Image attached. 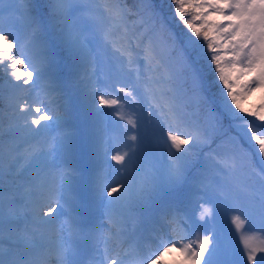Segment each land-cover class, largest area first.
<instances>
[{"label":"snow or ice","instance_id":"1","mask_svg":"<svg viewBox=\"0 0 264 264\" xmlns=\"http://www.w3.org/2000/svg\"><path fill=\"white\" fill-rule=\"evenodd\" d=\"M172 4L188 30L184 38L169 33L151 0L133 8L120 0H0V264H161L170 253L179 264H225L215 233L179 235L186 222L178 215L165 217L167 235L145 238L128 228V213L163 193L185 198L190 180L201 221L213 218L216 201H226L236 231L247 218L264 224V135L243 121L251 151L233 111L264 126V104L247 109L240 102L264 91V0ZM108 46L120 65L112 75L129 80L118 91L148 110L144 121L115 113L131 143L121 139L125 150L103 153L119 166L120 179L98 174L92 181L90 207L102 206L106 218L94 223L79 212V171L56 159L72 154L66 121L73 111L82 107L99 127L109 115L102 109L120 103L95 81L98 49ZM205 60L226 90L223 102L203 95ZM153 117L159 135L149 130ZM218 140L228 150L214 148ZM153 141L167 150L162 159ZM241 242L240 264H264V238L241 232ZM81 245L95 256L82 261Z\"/></svg>","mask_w":264,"mask_h":264},{"label":"rangeland","instance_id":"2","mask_svg":"<svg viewBox=\"0 0 264 264\" xmlns=\"http://www.w3.org/2000/svg\"><path fill=\"white\" fill-rule=\"evenodd\" d=\"M100 1L101 0H96L98 4L102 5ZM134 22L136 21L133 20L132 24ZM132 24L130 23L129 26ZM116 39L119 40L118 35L116 36ZM116 67H120V65L117 62L116 55L112 51L111 46H108L102 50L98 49L97 64L95 66V81L97 86L99 87L100 91L106 95V98L117 99L120 103L112 108L102 109V111L107 112L109 115L99 127L94 125L93 121L86 114L82 107L76 111H73L66 121V127L70 128L74 134L72 141V154L68 158L56 159V163L61 168H75L79 171L80 177L82 179L78 178L80 179V182L77 185V188L84 204V207L80 208L79 212L84 216L91 215L94 223H101L106 218L103 216L104 210L102 206L96 204L94 207H90L92 204V181L98 174H102L109 182L120 179V175H118L115 171V168H118L119 166L115 165V163L110 160V156L105 158L103 153L107 151L112 154L117 148L123 151L125 149H123L122 145L120 144V140L123 139L124 141H128L127 135H121L124 133V121L119 120L115 113L121 112L126 118L128 116H132L138 121H144L146 120V113L148 110V107L146 106L147 104L145 105L143 102H133L131 97L126 96L118 91V87L121 85L126 86L129 80L126 75L120 79L114 78L110 69ZM259 91L260 90H257L252 92L250 95H246L240 101L242 106L246 107L250 103L251 99L254 98V96ZM206 96H208V94ZM249 119L254 121L253 125L255 126V131L257 134L264 135V126L255 120L254 117H249ZM155 120L156 118L153 117L154 123L149 128L154 129L158 127V124ZM237 123L240 124V127L237 128L236 131L238 130L237 132H239L240 136L244 138L246 144L252 145L251 151L255 152L254 142H248L249 134H246L243 121H238ZM155 131L157 135L160 134L158 128ZM128 142L131 143V141ZM80 145H84V148H89V152H92L95 159H91L90 157L89 160L88 156L84 157L80 155V150L77 151L76 148ZM150 147L153 152L157 151L158 153L162 154L163 157L166 156L167 150L163 147L162 143L156 144L153 141ZM75 150L77 155L75 154ZM143 150L144 149L142 148L141 151ZM109 165L112 166L109 167ZM26 175H28V173H26ZM190 187L191 191L184 198L186 201L183 204L172 203V205L166 207L161 203H157L159 202L158 198H161V201H166L169 198H176L174 194L165 193L162 196L154 198L153 202L148 203V205L152 204V207L146 208L144 211H139L138 208H135L132 212L128 213V228L130 231L135 232L137 236H140L139 234L141 231L139 228L137 229L135 222H137V225L140 227L139 220L141 221L144 214H150L152 215V221L144 231L142 230V235L145 238L154 236L157 232H160L162 235H167V227L164 223L165 220H163L162 217L164 218L169 214L178 215L180 220L186 222V226L184 225L185 227H183L184 229H180L179 235L188 236L191 239H195L196 235H203L209 232L215 233L221 245L220 259L224 261L225 264H240L241 253L243 250L241 232L245 233L246 235H255L260 238H264V224H261L259 219H245L242 217V219H245V223L242 226L241 232L236 231L235 225L232 223V218L236 212L234 211V206L226 201L215 202L214 216L212 219L206 218L207 222L205 223L199 219L200 212L202 211L198 204L200 197L197 194L195 186L191 185ZM180 211H182V213H180ZM57 218L60 220L66 219V217L63 215H59ZM157 223L160 226L157 227ZM245 224H251V227L247 228ZM186 230L191 232L190 236L185 234ZM182 242L187 241L185 240ZM93 249L94 248L90 245L88 253L84 255L83 252L80 255V259L84 261V259H87L88 256L93 258L95 256V254H91V250ZM161 264H179L176 253H170L168 256L164 257Z\"/></svg>","mask_w":264,"mask_h":264},{"label":"trees","instance_id":"3","mask_svg":"<svg viewBox=\"0 0 264 264\" xmlns=\"http://www.w3.org/2000/svg\"><path fill=\"white\" fill-rule=\"evenodd\" d=\"M35 2H42V0H34V3ZM100 2L103 5L106 2V0H101ZM120 3H121V5H125L128 8H133V7H139V5L141 4V0H120ZM151 3L154 7L156 15L159 17L160 20L163 21V23L165 24V26H166V28L170 34H172L173 36H175L177 38H184L186 34H189L188 30L184 27L182 22H180L179 18L174 15L175 5L172 4V0H151ZM130 23L132 24V21H130ZM197 23H199V21H197ZM0 67H2V66H0ZM124 71L127 72V69L125 68ZM202 72H203L202 87H203L204 97L205 98H212V99L216 100L217 102H223L226 90L223 89V85L219 83L218 76H216L214 73V66L209 68L208 62L205 60L203 62ZM3 78H4V74H3V72H0V80H2ZM207 94H208V96H206ZM228 103L229 104L231 103L230 100L228 101ZM261 104H264V91L257 92V94L254 96V98L251 99L250 103L245 108L256 109ZM145 105H146V103H145ZM233 111L236 112V114H241L238 116L247 117V118L250 117V116L245 115L244 113H240L238 110H235L234 106H233ZM156 123L158 124V127L154 128V129L152 128L153 130H156L157 128L159 129L158 121H156ZM241 126H243V125H241ZM152 129L149 128L150 131ZM228 129H229V125L225 124L224 130L227 132ZM230 134H231V132L229 133V135ZM154 153L157 157H159L161 159L163 158V155L158 153L157 151ZM163 194H165V193H163ZM163 194H161L160 196H162ZM153 201H154V199H153ZM153 201H151V202H153ZM146 205H148V204H146ZM141 207L142 206H139L136 208H141Z\"/></svg>","mask_w":264,"mask_h":264},{"label":"bare ground","instance_id":"4","mask_svg":"<svg viewBox=\"0 0 264 264\" xmlns=\"http://www.w3.org/2000/svg\"><path fill=\"white\" fill-rule=\"evenodd\" d=\"M64 220H60L59 218H57V222L60 223V222H63Z\"/></svg>","mask_w":264,"mask_h":264}]
</instances>
